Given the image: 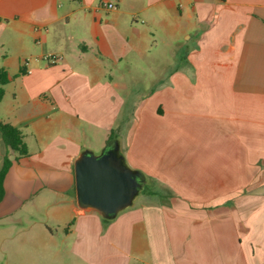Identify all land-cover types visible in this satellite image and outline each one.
<instances>
[{
  "label": "crops",
  "instance_id": "crops-1",
  "mask_svg": "<svg viewBox=\"0 0 264 264\" xmlns=\"http://www.w3.org/2000/svg\"><path fill=\"white\" fill-rule=\"evenodd\" d=\"M110 1L0 0V264H264V0ZM112 132L147 189L108 219L74 164Z\"/></svg>",
  "mask_w": 264,
  "mask_h": 264
},
{
  "label": "water",
  "instance_id": "water-1",
  "mask_svg": "<svg viewBox=\"0 0 264 264\" xmlns=\"http://www.w3.org/2000/svg\"><path fill=\"white\" fill-rule=\"evenodd\" d=\"M74 171L79 207L108 219L132 206L145 183L142 172L129 165L119 140L100 153L84 150L75 160Z\"/></svg>",
  "mask_w": 264,
  "mask_h": 264
},
{
  "label": "trees",
  "instance_id": "trees-1",
  "mask_svg": "<svg viewBox=\"0 0 264 264\" xmlns=\"http://www.w3.org/2000/svg\"><path fill=\"white\" fill-rule=\"evenodd\" d=\"M10 81V77L8 72L0 68V102L5 95V88L4 86ZM0 134L4 144L13 151L18 153V156H25L28 155V148L27 144L24 140V135L22 131L12 125L11 123H5L0 121ZM116 137L114 136V132L111 133L108 142H112L115 140ZM12 165V159L9 155L4 156L2 167L0 168V201L4 197V180L5 177ZM144 176V174H143Z\"/></svg>",
  "mask_w": 264,
  "mask_h": 264
},
{
  "label": "rangeland",
  "instance_id": "rangeland-1",
  "mask_svg": "<svg viewBox=\"0 0 264 264\" xmlns=\"http://www.w3.org/2000/svg\"><path fill=\"white\" fill-rule=\"evenodd\" d=\"M129 86H131L132 88L133 87L134 88H137V91H138L139 95H142V96H145V94H147V92H149L150 90L156 88V85L149 84V83H144V84H131ZM140 102H142V101H138V103H140ZM1 146H2V142H1V134H0V149H1ZM2 148H3L4 151L8 150V152H10L9 153L10 158L12 160H15V156L18 155V153L16 151L10 150L8 147H2ZM2 155L3 154L0 153V168L2 167L3 160H4V157ZM146 189H147V186H144L141 189V193H143L144 191H146ZM0 223H1V221H0Z\"/></svg>",
  "mask_w": 264,
  "mask_h": 264
},
{
  "label": "built area",
  "instance_id": "built-area-1",
  "mask_svg": "<svg viewBox=\"0 0 264 264\" xmlns=\"http://www.w3.org/2000/svg\"><path fill=\"white\" fill-rule=\"evenodd\" d=\"M100 5L102 7L107 8V9H116L117 8V5L113 2H111L110 0H101ZM47 58L52 62H55V61L60 59V57L57 55H49V56H47Z\"/></svg>",
  "mask_w": 264,
  "mask_h": 264
}]
</instances>
